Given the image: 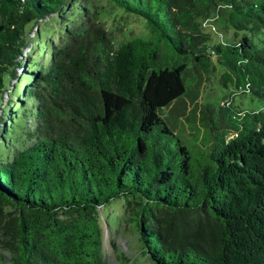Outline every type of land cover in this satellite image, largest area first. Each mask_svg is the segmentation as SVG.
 I'll list each match as a JSON object with an SVG mask.
<instances>
[{
    "label": "trees",
    "instance_id": "obj_1",
    "mask_svg": "<svg viewBox=\"0 0 264 264\" xmlns=\"http://www.w3.org/2000/svg\"><path fill=\"white\" fill-rule=\"evenodd\" d=\"M98 5L149 33L116 44ZM54 14L65 38L25 63L28 29ZM216 20L258 33L264 0H0V91L17 79L24 117L0 160L7 264H104L98 208L117 197L152 264H264V110L201 101V146L164 112L191 68L264 97V36L224 40Z\"/></svg>",
    "mask_w": 264,
    "mask_h": 264
},
{
    "label": "rangeland",
    "instance_id": "obj_2",
    "mask_svg": "<svg viewBox=\"0 0 264 264\" xmlns=\"http://www.w3.org/2000/svg\"><path fill=\"white\" fill-rule=\"evenodd\" d=\"M96 8L100 25L116 44L133 35H146L150 31L146 22L138 16H118L103 6L98 5ZM215 24L221 31L224 40H233L245 32L254 42H258L259 38L264 36V27L260 32L252 34L245 30H234L230 26L223 28L220 20H216ZM61 26L62 23L56 19L55 14L33 23L27 33L30 40L25 47L27 56L25 63L37 60L47 61L50 43H60L65 38L64 32L60 31ZM219 30L217 31L220 33ZM39 38L46 39L47 46L41 47L37 43ZM218 38V35L213 33V39L217 40ZM222 69V66L217 65L216 69L210 70L208 73L203 72L202 75L196 74L192 68L187 70L184 73L186 92L164 109L174 131L191 145H204L203 135L206 133L203 129L204 119H201V101L217 104L224 95L232 92V102L239 107L264 110V97L256 96L248 90L237 89L234 79L228 80L227 85H224L219 78ZM13 81L15 82L13 89L16 88V92L14 90L0 91V160L11 156L14 145L20 146L24 143L23 133H21L24 131L22 128L24 117L21 109L22 104L19 101L21 98L19 92L22 89L17 86V79L13 78ZM4 83H7L6 77ZM5 87L6 85L3 86V88ZM124 216L123 197H117L111 200L107 206L98 208L104 264H152L141 251L136 223L124 220ZM0 251L5 253V259L0 260V264H7L9 261L7 250L0 248Z\"/></svg>",
    "mask_w": 264,
    "mask_h": 264
}]
</instances>
